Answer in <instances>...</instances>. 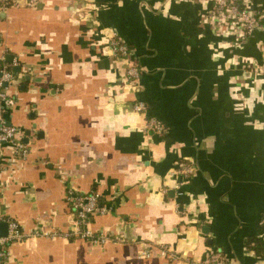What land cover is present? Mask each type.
Segmentation results:
<instances>
[{
    "label": "crops",
    "instance_id": "1",
    "mask_svg": "<svg viewBox=\"0 0 264 264\" xmlns=\"http://www.w3.org/2000/svg\"><path fill=\"white\" fill-rule=\"evenodd\" d=\"M247 2L264 9V0ZM204 8L188 0L0 5V64L19 68L11 66L14 103L0 116L28 146L21 156L0 145V215L28 234L9 246L10 264H191L211 252L226 264L264 260V18L240 46L202 21ZM113 32L141 68L137 88L109 57ZM148 117L164 133H145ZM180 162L193 172L176 174ZM70 187L100 195L108 212L88 227L113 240L62 235L74 227ZM34 228L57 233L32 236Z\"/></svg>",
    "mask_w": 264,
    "mask_h": 264
},
{
    "label": "built area",
    "instance_id": "2",
    "mask_svg": "<svg viewBox=\"0 0 264 264\" xmlns=\"http://www.w3.org/2000/svg\"><path fill=\"white\" fill-rule=\"evenodd\" d=\"M40 0H0L2 7H36ZM205 6L202 12V21L207 24L215 34L228 33L235 38L236 45H243L249 36L256 30L264 18V9L258 12L252 11L247 5L248 0H188ZM208 6V7H206ZM108 54L110 58L118 59L123 63V79L131 88H137L141 68L133 56L132 48L124 42L119 35L112 33L106 39ZM262 47V45H261ZM264 52V46H263ZM17 61L13 60L11 66H17ZM256 66L254 63H251ZM17 78L12 69L0 64V106L4 111H9L14 103L13 96L9 89L15 85ZM132 110L137 114H144L146 111L145 103L134 100L131 105ZM143 129L145 133L161 135L165 131V125L154 117L144 120ZM21 129L14 125L6 124L0 116V145L10 144L15 153L26 156L28 146L19 141ZM193 172V167L187 162H180L176 167L175 173L188 175ZM66 202L74 216V227L70 231L63 232L62 235L71 238H83L87 241L103 245L113 240L114 237L93 232L88 226L95 216L103 215L108 212V208L102 204L100 195L95 191L82 192L70 187L66 190ZM0 223L6 225V233L0 236V264H10L9 246L14 242H19L28 237L19 222L9 216L0 215ZM264 225V213L261 218ZM57 232H38L33 229L30 235H49L54 236ZM117 239V238H116ZM118 240V239H117ZM145 253V252H144ZM165 255L168 252H165ZM173 257V255H168ZM191 264H226V259L218 252L209 253L203 260L192 262Z\"/></svg>",
    "mask_w": 264,
    "mask_h": 264
},
{
    "label": "trees",
    "instance_id": "3",
    "mask_svg": "<svg viewBox=\"0 0 264 264\" xmlns=\"http://www.w3.org/2000/svg\"><path fill=\"white\" fill-rule=\"evenodd\" d=\"M7 66H9V65H7ZM9 67H11V66H9ZM12 68L13 67H11V69ZM246 246L248 248H250L251 250H253L255 252V254H260L261 255V253L263 252V250H262L263 245L261 244V242L255 241L252 238L251 239L249 238L247 240Z\"/></svg>",
    "mask_w": 264,
    "mask_h": 264
},
{
    "label": "water",
    "instance_id": "4",
    "mask_svg": "<svg viewBox=\"0 0 264 264\" xmlns=\"http://www.w3.org/2000/svg\"><path fill=\"white\" fill-rule=\"evenodd\" d=\"M7 60H11V56H7ZM19 68L16 66L15 70H18ZM6 233V225L4 223H0V236L5 235ZM258 264H264V260H260Z\"/></svg>",
    "mask_w": 264,
    "mask_h": 264
}]
</instances>
